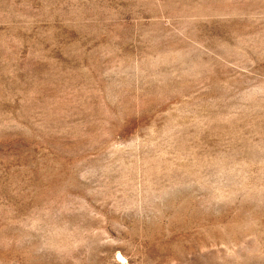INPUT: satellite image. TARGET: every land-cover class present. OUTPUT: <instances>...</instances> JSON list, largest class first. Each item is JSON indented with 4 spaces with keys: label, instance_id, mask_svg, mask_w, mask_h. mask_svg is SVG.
Masks as SVG:
<instances>
[{
    "label": "rangeland",
    "instance_id": "1",
    "mask_svg": "<svg viewBox=\"0 0 264 264\" xmlns=\"http://www.w3.org/2000/svg\"><path fill=\"white\" fill-rule=\"evenodd\" d=\"M0 264H264V0H0Z\"/></svg>",
    "mask_w": 264,
    "mask_h": 264
}]
</instances>
